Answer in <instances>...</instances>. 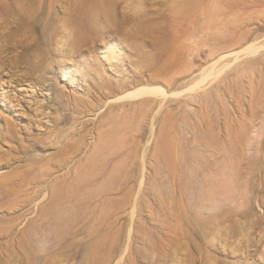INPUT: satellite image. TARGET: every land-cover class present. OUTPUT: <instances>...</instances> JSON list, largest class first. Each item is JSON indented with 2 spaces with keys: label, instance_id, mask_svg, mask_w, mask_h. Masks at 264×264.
I'll list each match as a JSON object with an SVG mask.
<instances>
[{
  "label": "rangeland",
  "instance_id": "374dc122",
  "mask_svg": "<svg viewBox=\"0 0 264 264\" xmlns=\"http://www.w3.org/2000/svg\"><path fill=\"white\" fill-rule=\"evenodd\" d=\"M253 42L262 48L237 63L254 64L218 62ZM263 45L264 0H0V264H264ZM144 86L184 93L158 97L153 125L140 100L111 101ZM206 120L214 127L196 138ZM216 122L225 159L202 172L195 143L211 140ZM125 144L127 161L117 156L104 173ZM143 155L152 180L138 230L109 207L71 230L82 209L70 199L96 196L127 164L140 171ZM72 167L78 183L99 179L69 192ZM44 176L61 179L65 204L47 225L35 203L21 204L40 197L44 187L36 195L27 183ZM45 200L48 214L59 200Z\"/></svg>",
  "mask_w": 264,
  "mask_h": 264
},
{
  "label": "bare ground",
  "instance_id": "6f19581e",
  "mask_svg": "<svg viewBox=\"0 0 264 264\" xmlns=\"http://www.w3.org/2000/svg\"><path fill=\"white\" fill-rule=\"evenodd\" d=\"M243 46H244V44H243ZM261 48L262 47H258V44L255 42H253L251 44L249 43V45H247L246 47H244V48L241 47V50H239V51L233 50V51L228 52L226 55L225 54L222 55L219 58L218 62L224 58L226 60V58L234 57L233 58L234 59L233 64H235L241 59V53L254 54ZM231 61H233V60H231ZM218 62H216L215 64H213L211 67H209L207 69V72H208L207 76L211 75L212 71L215 70V66ZM254 63L255 62L251 61V60L244 61V62H241L239 64L237 63V65H235L236 66L235 70L237 71V70L244 69V68H246L249 65H252ZM226 66H229V65H226ZM200 83H197L188 89L190 91H193L197 86L200 85ZM181 92H174L172 94H169L163 88H161L159 86H157V87L144 86V87H141V88L136 89L134 91H131V92H129L123 96L114 97V99H112L111 101H122L125 99H132L135 101L140 100L136 104L140 105L143 108V114L144 115H143L142 119L143 120L149 119L150 120L149 122L153 124V123H155V119L157 118V116L162 111V103L163 102L159 101L158 97L163 96V99L169 95H173V97H174V95H180ZM207 92H209V91H207ZM182 93H184V92H182ZM208 95H209V93H203V94H197V95L192 96L188 100L190 107H192L191 105H193L194 102L201 100V99H206L208 97ZM102 105L103 106L106 105V101ZM216 123H218V124H216V126L219 130L217 131V133L215 135L212 134L211 140L200 141L197 139V141H199V142L195 141L196 142L195 147L198 150L206 153V157L204 158L203 162L200 163V164H203V165H201V171L202 172L211 171V170L215 169L216 166L219 165V161L221 159H223V161H224V159H225V154H223L222 149H221L223 147V145L225 147V144L221 138L224 136L222 134L224 131L222 132L221 129L225 130V127H224V125L220 124V122H216ZM153 125L151 126L152 130H153ZM200 126H203V127L206 126V127H210V128L214 127V125L211 122H207V120L205 122L195 123L194 129L198 133V134L195 133L196 138L200 137V129H201ZM154 129H155V127H154ZM205 133H206V130H205ZM248 137H249V135L247 134L245 136V139H247ZM204 138H205V136H204ZM249 138H251V137H249ZM136 142L134 143L135 146H136ZM97 145H99V144H97ZM104 148H106V147H104ZM95 149H97V147ZM130 150H131L130 146H126V144H125L120 148V150H117V152L112 153L108 157V159L105 162H103L102 169L104 170V173L106 171V169H104V168H106L105 166H107L108 163L115 161L117 159V156L124 157L125 158L124 160L127 161V158H129ZM98 153L99 152H97V154L95 156L97 158H99L101 156V153H99V154ZM84 156H86V155H84ZM145 159H146V155H143L140 158V160L142 162V165L140 166V168H141L140 171H138V168H137L138 163H136V162H133L132 166H128V164H127V165H125L124 168L119 169V175L117 177L113 178V180L109 181V185L101 187L97 191L96 196H94V197L89 196V198H83L80 200L79 199L74 200L71 198L70 199L71 202L69 204L73 205L72 207L74 209H77L78 206H81V209H82L81 212L76 215V218H75L76 220L74 221L73 228L71 230H73V231L75 230L74 232H80L81 230L86 229L88 226H90V223L92 222V219H93V215H95L98 212H102V213H103V211L105 212L107 207H109V212L107 214L110 215V219L115 218V217H120L123 215H127L131 218L132 221H134L133 222L134 226L132 225L133 228L138 230L139 223H140V221L142 219V215L144 213L145 205L148 203L149 197L151 195V193L149 191V186H150V181L152 180V176L150 173L145 172V171H147ZM83 161H86L85 157L82 159V162ZM68 171H69V174L74 175L75 180H76L75 183H72L69 185L68 190H71L69 192L78 191L79 188H82V187H85L88 185H92L93 182H95L99 179L97 177H91L87 181L84 180L83 183H82V180H81V183H78L80 181V177L82 175L80 173L81 172L80 169H76L75 167L74 168L72 167ZM84 175H85V173H84ZM168 175H169V177L167 178V180L169 182V185L175 186L176 180L174 179V182L171 183L170 173ZM60 180L58 179L57 181L53 182L52 180H49L47 178V176H44L43 179H41L40 181H35L34 183H29V182L27 183V186H30V187L33 186L32 187V190H33L32 193H36V195L39 194L38 189H41V187H44L43 191H41V193H40L39 198L36 196L31 197L32 194L29 193V194H26V198L21 201L22 205L31 206L32 204L35 203L36 208L38 207L39 211H37V209H36L38 214L36 215L35 221L40 222V220L41 221L44 220V215H45V216L49 217V219L44 222V224L47 225V224H51V220L53 218H60V211L63 208H65L64 207L65 204L63 203L64 200L62 198L58 197L59 191H58L57 187H58V184H60L62 182V181L60 182ZM63 182H67V180L63 179ZM155 186H156V183H155ZM158 188H159V185H158ZM25 191L28 192V190L25 189L22 193H24ZM19 194H20V192H19ZM112 195H114V196L115 195H122L123 196V198L119 201V205H117V207L112 205L113 201L110 199V197ZM28 197H31L32 199H27ZM40 198H41V200H45V199L48 200L51 198V200H53V201L54 200H59V201H57V202L55 201L53 210L51 212H49L48 214H43V212H41V210H43V209H40V207H42L44 205L40 206L38 204V201L40 200ZM46 200L43 201L42 203L46 202ZM97 225L102 226L103 223H99ZM142 225H143V223H142ZM132 229L130 230V234L132 233ZM137 234H139V233H137ZM43 242H44L43 243L44 247L47 249H52V248L56 247V244H54L53 246L50 245L48 240L43 241Z\"/></svg>",
  "mask_w": 264,
  "mask_h": 264
}]
</instances>
